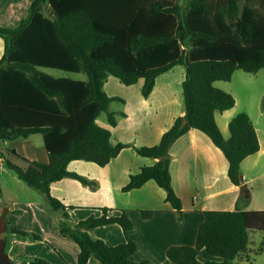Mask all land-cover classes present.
<instances>
[{"label":"trees","instance_id":"16d2710c","mask_svg":"<svg viewBox=\"0 0 264 264\" xmlns=\"http://www.w3.org/2000/svg\"><path fill=\"white\" fill-rule=\"evenodd\" d=\"M0 37L5 42L0 60V142L42 135L49 156L47 165L24 160L28 168L23 169L7 159L5 165L45 195L50 209L63 213L61 234L79 246L78 264H88L91 258L100 264H151L132 260L138 251L132 241L112 247L90 235L109 225L132 231L134 223L125 211L114 216V210L104 208L101 216L71 225L68 208L50 191L53 183L65 178L90 184L69 171L70 163L88 161L106 167L129 147L113 144L112 132L98 123L106 113L110 126H117L109 108L119 99L104 91L111 76L126 86L143 80L142 96L147 99L159 76L177 66L186 71L185 116L174 120L158 145L136 148L142 157L158 162L132 175L124 192L154 181L182 214L172 185L169 151L191 129L211 139L228 160L231 183L242 186L241 164L260 151V141L247 113L232 119L230 138H224L216 113L233 109L236 100L215 83L230 82L237 70L256 74L264 69V0H34L28 17L15 28L0 27ZM46 70L84 74L87 81L57 79ZM142 214L147 219L152 212ZM204 215L196 246L167 251L173 264H236L248 248L250 231L264 232V211ZM10 231L40 240L16 227ZM201 250L213 260L202 262ZM28 263L51 264L41 258Z\"/></svg>","mask_w":264,"mask_h":264},{"label":"crops","instance_id":"0c3cea01","mask_svg":"<svg viewBox=\"0 0 264 264\" xmlns=\"http://www.w3.org/2000/svg\"><path fill=\"white\" fill-rule=\"evenodd\" d=\"M33 2L0 0V27H17L28 17ZM43 10L50 17L47 7ZM4 52L5 42L0 37V60ZM178 67L158 77L147 99L142 96L143 80L136 85L126 86L117 78L109 77L104 91L109 97L119 99L112 103L119 102L122 106L112 111L111 103L109 108L115 114L117 126L101 124L99 119L98 123L112 132L113 144L123 143L129 147L106 167L88 161L70 163L69 171L87 179L90 184L65 178L51 185V195L68 208L72 224L99 217L104 208L114 210V216L125 211L134 223L132 231L125 233L120 226L109 225L90 231V235L112 247L127 241L136 243L138 251L132 260L137 263L173 264L167 257V251L173 246H196L207 211H264V110L246 111L256 128L260 151L242 162L241 187L231 183L229 163L224 154L206 134L191 129L169 151L172 185L182 202V214L167 202L165 191L154 181H149L140 189L123 191L132 175L158 162L142 157L136 148L158 145L174 120L185 116L182 83L186 71L180 70L179 76L175 77ZM240 113L234 108L216 113V121L224 138H230L229 124ZM36 136L0 142V175L6 171V159L23 169L28 168L24 160L41 165L49 163L44 137L41 135L38 139ZM9 150L15 151L17 156ZM1 180L5 182L7 192L4 193L3 183L0 184V221L4 210L8 209V231L2 237L7 239L6 253L14 263L27 264L41 258L51 264H78L80 248L72 239L58 235V218L54 220L51 217L46 197L43 196L44 200L32 197L22 199L16 196L7 178L2 177ZM143 212H152V215L146 219ZM14 227L36 235L40 240L13 234L10 230ZM250 244L251 239L246 252L240 255L236 264L244 260L249 262L248 253L252 252ZM199 259L202 262L213 260L205 250L200 251ZM88 264L100 262L91 258Z\"/></svg>","mask_w":264,"mask_h":264},{"label":"rangeland","instance_id":"374dc122","mask_svg":"<svg viewBox=\"0 0 264 264\" xmlns=\"http://www.w3.org/2000/svg\"><path fill=\"white\" fill-rule=\"evenodd\" d=\"M45 15H47V12L43 11ZM185 68L183 66H179L176 69V72L174 73L175 77H178L180 74V70H184ZM48 73L52 75L54 78L60 79V78H72L75 80L80 81H87V77L85 75H75L70 73H65L62 71H56V70H48ZM216 87L232 94L236 100V105L234 109L236 112L241 111V113H246V111L255 110L260 112L261 110H264L263 105V99H264V69L260 70L258 73H246L242 70H237L232 77V80L230 82H223L219 81L216 84ZM120 96V95H118ZM238 100V102H237ZM122 105L119 102H114L111 105L112 111H116L118 107H121ZM99 121L101 124L108 123V116L106 113H103L101 117L99 118ZM36 138L40 139L41 135L36 136ZM7 178V183L12 187V189L15 191V194L17 197H20L22 199L26 197H32L35 200L37 198H44L40 191L34 190V188H30L28 185H26L24 182H22L15 173L8 170L6 167V171L4 174L0 175V184L2 185V190L4 193L7 192L5 188V182L1 180V178ZM24 188V189H22ZM26 190V191H25ZM27 192H29V195ZM31 192V193H30ZM34 197H33V196ZM46 197V196H45ZM47 199V198H46ZM44 200V199H42ZM250 202V201H249ZM252 202V201H251ZM250 202V203H251ZM46 204L48 206V202L46 201ZM49 207V206H48ZM52 212V218L54 220L58 221V235L61 237L63 236L61 234V225L65 221L63 213L61 211H53ZM70 224L72 225V220L70 219ZM65 237V236H64ZM68 238V237H66ZM70 239V238H68ZM250 249L252 252H249V262H246L245 260L241 264H264V232L262 231H253L250 233ZM71 240V239H70ZM9 252V249H8ZM203 254V253H202ZM239 263V261L237 262Z\"/></svg>","mask_w":264,"mask_h":264},{"label":"water","instance_id":"95a60500","mask_svg":"<svg viewBox=\"0 0 264 264\" xmlns=\"http://www.w3.org/2000/svg\"><path fill=\"white\" fill-rule=\"evenodd\" d=\"M188 121H183V126L187 125ZM242 179V176H241ZM7 212L8 209L4 210L3 216L0 221V264H15L12 258L8 256L6 253V245L7 239L2 237L8 231V224H7Z\"/></svg>","mask_w":264,"mask_h":264},{"label":"built area","instance_id":"2783aa9c","mask_svg":"<svg viewBox=\"0 0 264 264\" xmlns=\"http://www.w3.org/2000/svg\"><path fill=\"white\" fill-rule=\"evenodd\" d=\"M3 168V165L1 166V169Z\"/></svg>","mask_w":264,"mask_h":264}]
</instances>
